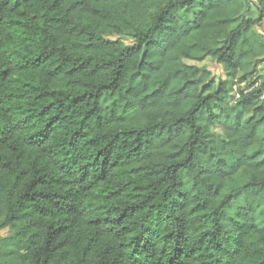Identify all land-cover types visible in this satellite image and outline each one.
<instances>
[{
    "label": "trees",
    "instance_id": "trees-1",
    "mask_svg": "<svg viewBox=\"0 0 264 264\" xmlns=\"http://www.w3.org/2000/svg\"><path fill=\"white\" fill-rule=\"evenodd\" d=\"M260 2L0 0V264H264Z\"/></svg>",
    "mask_w": 264,
    "mask_h": 264
},
{
    "label": "rangeland",
    "instance_id": "rangeland-1",
    "mask_svg": "<svg viewBox=\"0 0 264 264\" xmlns=\"http://www.w3.org/2000/svg\"><path fill=\"white\" fill-rule=\"evenodd\" d=\"M248 3V7L244 13L245 17H253V18H258L263 5L261 4L260 0H246ZM255 29L262 35H264V19L262 21H260V23H258V25L255 27ZM115 39L118 38V36L114 37ZM124 40L125 43L130 44L133 43L134 40L130 37H123L122 38ZM189 64H197L200 66L206 65L214 74L215 78L217 80H219L220 78H224L225 74H224V70L222 65L218 64L217 62L213 61L212 58H207L206 60H204L203 62H196V61H187ZM257 71L259 74H263L264 73V57L258 59L257 61ZM235 97V96H234ZM233 99V97H231V100ZM215 132L217 134L220 133L218 128H215ZM10 231L8 229L3 230L0 232V235L4 236L6 234H8Z\"/></svg>",
    "mask_w": 264,
    "mask_h": 264
}]
</instances>
